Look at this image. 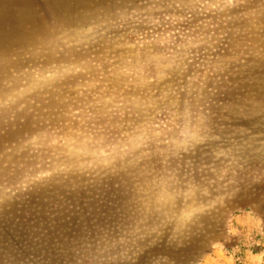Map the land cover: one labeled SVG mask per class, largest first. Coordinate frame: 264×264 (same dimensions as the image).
<instances>
[{
	"label": "rangeland",
	"instance_id": "rangeland-1",
	"mask_svg": "<svg viewBox=\"0 0 264 264\" xmlns=\"http://www.w3.org/2000/svg\"><path fill=\"white\" fill-rule=\"evenodd\" d=\"M0 264H264V0H0Z\"/></svg>",
	"mask_w": 264,
	"mask_h": 264
}]
</instances>
